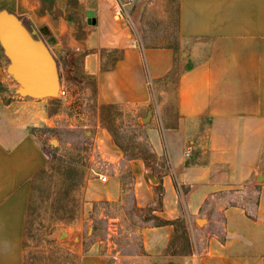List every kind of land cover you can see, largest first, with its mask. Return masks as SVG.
I'll use <instances>...</instances> for the list:
<instances>
[{"label": "crops", "instance_id": "1", "mask_svg": "<svg viewBox=\"0 0 264 264\" xmlns=\"http://www.w3.org/2000/svg\"><path fill=\"white\" fill-rule=\"evenodd\" d=\"M130 1L0 0V10L13 12L36 34L42 31L38 38L48 44L61 75L71 77L80 66L93 85L96 106L118 105L135 116L148 114L154 99H162L161 145L170 169L161 184L166 199L179 185L210 187L222 178L233 188L258 178L264 169V0ZM118 3L123 4L120 12ZM195 38L212 48L188 64V41ZM3 53L0 264H24L32 183L48 164L33 131L53 130L65 115L63 108L55 109L52 97L18 94ZM175 74L171 109L165 100ZM101 130V137L111 138ZM108 155L106 168L114 178L122 172L123 155L117 148ZM128 161L136 176L146 172L142 158ZM142 183L136 182V209L154 193L153 186ZM120 194L117 185L105 198L118 200Z\"/></svg>", "mask_w": 264, "mask_h": 264}, {"label": "rangeland", "instance_id": "2", "mask_svg": "<svg viewBox=\"0 0 264 264\" xmlns=\"http://www.w3.org/2000/svg\"><path fill=\"white\" fill-rule=\"evenodd\" d=\"M41 35L39 29L33 36ZM211 48L212 44H205L202 39H190L187 63L196 62ZM0 50L4 52L1 44ZM3 60L8 68L10 61L4 53ZM79 67L71 71V77L61 75L64 76L61 85L67 89L68 96L55 98L62 103L73 97L74 100L66 108L62 103L55 106V109L63 108L65 115L60 124L53 130L33 131L51 160L46 165L49 171L65 179L70 174L68 169L75 167L73 180L77 188L68 196L76 198L78 217L71 224L60 223L51 236L76 255V263L264 264V169L252 182L233 188H227L222 178L210 187L179 185L177 193L166 199L161 184L170 169L161 145L159 102L162 99H154L148 114L136 112L135 116L118 105L98 107L92 101L93 85ZM66 71H69L67 67ZM67 77L69 83L65 81ZM176 79L177 74L170 79L169 97L165 100L171 109L175 106ZM101 128L108 130L111 138L101 137ZM54 139L56 144L52 143ZM95 142L102 155L93 149ZM116 148L123 155L122 172L111 178L114 173L106 168L110 163L108 150ZM136 157L142 158L146 165V172L140 177L128 161ZM91 166L106 173L109 180L102 183ZM136 182L154 188V193L145 199L146 206L139 209H136ZM117 185H120V198H105L114 193ZM27 241L29 258L40 262L36 256L48 255L42 249L49 251V241L42 243L45 248L40 246L39 238L29 237Z\"/></svg>", "mask_w": 264, "mask_h": 264}, {"label": "trees", "instance_id": "3", "mask_svg": "<svg viewBox=\"0 0 264 264\" xmlns=\"http://www.w3.org/2000/svg\"><path fill=\"white\" fill-rule=\"evenodd\" d=\"M51 103L58 106L62 102L60 99L53 97ZM202 132L203 128H201L200 133ZM49 162L51 163V160H48ZM69 163H71V160ZM68 171L70 173L69 177H65V179L69 181L61 178L59 172V177H56L54 175L56 173H52L46 167L40 169L34 176L24 232V264H77L76 255L62 246L59 240L51 236L60 223L63 225L71 224L78 217L76 198L68 196L77 188L76 181L73 180L76 174L75 167L71 166ZM41 211L46 212L41 213ZM29 237L39 238L40 246L43 248L46 246L42 243L49 241V244H51L49 251L42 249V252L48 253V255L35 257V259L42 260L40 262L34 261L33 257H28L30 243L27 238ZM169 264L176 263L172 261Z\"/></svg>", "mask_w": 264, "mask_h": 264}, {"label": "water", "instance_id": "4", "mask_svg": "<svg viewBox=\"0 0 264 264\" xmlns=\"http://www.w3.org/2000/svg\"><path fill=\"white\" fill-rule=\"evenodd\" d=\"M35 33L13 12L0 10V44L10 61L7 71L18 83L16 92L34 98H55L61 87L58 62L48 44L33 36Z\"/></svg>", "mask_w": 264, "mask_h": 264}, {"label": "built area", "instance_id": "5", "mask_svg": "<svg viewBox=\"0 0 264 264\" xmlns=\"http://www.w3.org/2000/svg\"><path fill=\"white\" fill-rule=\"evenodd\" d=\"M117 6H118V8H119V12L123 9V4L122 3H118L117 4ZM68 91H67V89H65V87H63L62 85H61V87H60V89H59V92H58V96L60 97V98H66L68 95ZM93 149L94 150H96V152L98 153H100V155H102V153H101V151H100V147H99V145H98V143L97 142H95V143H93ZM96 154V153H95ZM94 155H92V158L91 159H94V157H93ZM90 169H91V171H93L94 173H97L98 175H99V180L101 181V182H107L108 180H109V176L106 174V173H100V172H97V170L94 168V167H90Z\"/></svg>", "mask_w": 264, "mask_h": 264}]
</instances>
